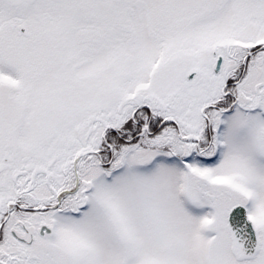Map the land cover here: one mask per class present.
Segmentation results:
<instances>
[{
	"label": "snow or ice",
	"instance_id": "obj_1",
	"mask_svg": "<svg viewBox=\"0 0 264 264\" xmlns=\"http://www.w3.org/2000/svg\"><path fill=\"white\" fill-rule=\"evenodd\" d=\"M0 264H264V0H0Z\"/></svg>",
	"mask_w": 264,
	"mask_h": 264
}]
</instances>
